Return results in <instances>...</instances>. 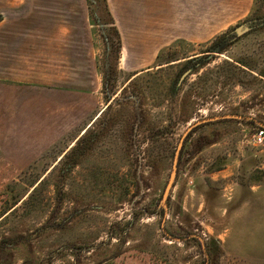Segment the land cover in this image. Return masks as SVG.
Instances as JSON below:
<instances>
[{
    "label": "rangeland",
    "instance_id": "obj_1",
    "mask_svg": "<svg viewBox=\"0 0 264 264\" xmlns=\"http://www.w3.org/2000/svg\"><path fill=\"white\" fill-rule=\"evenodd\" d=\"M128 1L0 0V264H264V0L161 51Z\"/></svg>",
    "mask_w": 264,
    "mask_h": 264
},
{
    "label": "crops",
    "instance_id": "obj_2",
    "mask_svg": "<svg viewBox=\"0 0 264 264\" xmlns=\"http://www.w3.org/2000/svg\"><path fill=\"white\" fill-rule=\"evenodd\" d=\"M253 2L254 0H129L128 3L132 7H128V13L136 10L137 14L129 15L128 24H124V33L131 38L135 46L144 47L143 51L149 45H158L157 51H161L173 40L189 38L188 40L192 41L193 36L207 35L208 5H233L239 8L241 5L250 7ZM192 6H195V10L200 9L198 15L194 16ZM194 26L196 29L204 28V32L194 35Z\"/></svg>",
    "mask_w": 264,
    "mask_h": 264
},
{
    "label": "water",
    "instance_id": "obj_3",
    "mask_svg": "<svg viewBox=\"0 0 264 264\" xmlns=\"http://www.w3.org/2000/svg\"><path fill=\"white\" fill-rule=\"evenodd\" d=\"M248 26H249L248 23H245V24L239 26L238 28L235 29V33H236L238 36H240V35H242V34H244V33H246V32H249V31H250V28H249ZM228 118H229V119H233V118H235V117H225V119H228ZM214 120H220V118H217V119H211V120H206V121H202V122H200L199 124L195 125V127H197L198 125L204 124V123L212 122V121H214ZM193 128H194V127H193ZM175 176H176V164H175V166H174V171H173V174H172V176H171V180H170L169 185H168V187H167V190H166V192H165V196H164V200H165V201L167 200V198H168V196H169L170 190H171V188H172V186H173V182H174V180H175Z\"/></svg>",
    "mask_w": 264,
    "mask_h": 264
},
{
    "label": "trees",
    "instance_id": "obj_4",
    "mask_svg": "<svg viewBox=\"0 0 264 264\" xmlns=\"http://www.w3.org/2000/svg\"><path fill=\"white\" fill-rule=\"evenodd\" d=\"M117 36H118V34H117ZM231 37H232V35L229 34L228 32L218 36L217 38L214 39L215 40L214 42L212 41L213 45H214V48L216 47L215 49H217L220 45H226V46L232 45L234 42L231 40ZM118 39H119V36H118ZM118 41H120V39ZM119 47H120V45L117 47L116 54L119 53ZM214 48L212 49L213 51H209V52L220 53V52H216ZM194 60L195 59H192L190 61L192 62Z\"/></svg>",
    "mask_w": 264,
    "mask_h": 264
},
{
    "label": "built area",
    "instance_id": "obj_5",
    "mask_svg": "<svg viewBox=\"0 0 264 264\" xmlns=\"http://www.w3.org/2000/svg\"><path fill=\"white\" fill-rule=\"evenodd\" d=\"M258 137H259L260 140L264 139V130L259 132Z\"/></svg>",
    "mask_w": 264,
    "mask_h": 264
}]
</instances>
